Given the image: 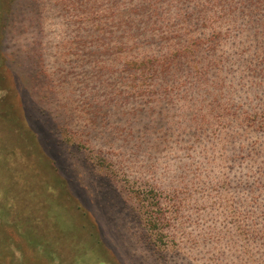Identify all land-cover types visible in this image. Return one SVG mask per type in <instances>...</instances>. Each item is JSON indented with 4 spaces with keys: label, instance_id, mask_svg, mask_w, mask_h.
<instances>
[{
    "label": "rangeland",
    "instance_id": "obj_1",
    "mask_svg": "<svg viewBox=\"0 0 264 264\" xmlns=\"http://www.w3.org/2000/svg\"><path fill=\"white\" fill-rule=\"evenodd\" d=\"M0 264H264V0H0Z\"/></svg>",
    "mask_w": 264,
    "mask_h": 264
}]
</instances>
